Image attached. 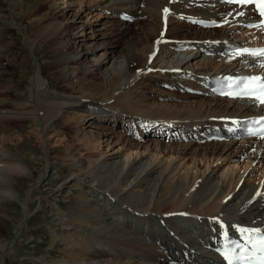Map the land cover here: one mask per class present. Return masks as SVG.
<instances>
[{
    "label": "bare ground",
    "instance_id": "6f19581e",
    "mask_svg": "<svg viewBox=\"0 0 264 264\" xmlns=\"http://www.w3.org/2000/svg\"><path fill=\"white\" fill-rule=\"evenodd\" d=\"M46 8V1L38 4L28 18ZM51 8L57 12V20L49 24L58 72L70 75L75 94L58 92L38 63L24 101L0 109L2 116L20 113L36 118L42 108V130L64 118L77 132L67 138L75 143L65 144V155L59 158L69 162L68 171L58 172L61 166L50 163L49 146L43 147L42 167L24 203L20 235L32 215L30 203L38 184L56 193L74 189L70 208L54 204L58 212L51 237L53 244H61L58 258L46 254L34 263L226 264L222 249L227 234L247 240L241 229L264 231V182L247 181L250 173L244 177V172L222 178L217 166L231 157L250 163L264 160V137L242 135L239 129L249 114L264 112V104L218 93L209 77L223 71L264 73V57L237 54L234 49L263 37L255 29L247 30L245 39L233 32L250 20L252 6L228 2L215 6L203 0H70ZM93 8L110 11L112 20L121 24L136 17L138 28L121 43L107 34L103 23L97 28L88 23L91 18L85 17ZM165 8L169 13L163 19ZM14 11L15 6L9 14ZM200 20L224 23L212 28ZM78 21L86 25L74 27ZM29 36L27 49L34 53ZM196 41L203 44L194 48ZM181 70L184 77L197 76L186 87L189 103L163 102L149 94L147 86L155 85V79L178 89ZM90 79L94 87L86 85ZM144 131L159 137L144 138ZM104 145L111 150L117 146L118 151L106 155ZM77 148L88 154L79 155ZM3 151L0 208L4 197L18 195L14 172L32 174L29 167L9 163ZM169 154L181 161L164 163ZM198 160L208 161L209 168L201 172ZM39 199V206H44L43 197ZM19 237L0 243L2 264Z\"/></svg>",
    "mask_w": 264,
    "mask_h": 264
},
{
    "label": "rangeland",
    "instance_id": "374dc122",
    "mask_svg": "<svg viewBox=\"0 0 264 264\" xmlns=\"http://www.w3.org/2000/svg\"><path fill=\"white\" fill-rule=\"evenodd\" d=\"M44 1L47 3V8L40 15H35L37 19H35V16H32L33 19H29L27 14L34 11V8ZM69 1L0 0V109L6 110L10 107L14 108L16 103L24 101L22 98L29 94L30 83L35 73V67L38 63L41 67L42 75L50 80V83L54 85L58 92L75 94V89L72 88V78L70 75L65 73L66 75L64 74L61 76L58 72V53L55 48L56 42L52 41V36L50 35L52 30L49 24V21L57 20L56 15L54 14H57V12H55L56 9L53 10L51 6L55 3L57 5L61 4L62 6H65ZM73 1L76 3L79 2V0ZM203 1L215 6H221L224 3L222 0ZM14 6L15 11L10 15L11 8ZM85 18H91V22L88 23H92L91 25L96 28L100 22L103 23L102 26L105 28L106 32L108 29L107 34H111L110 36H113L115 40L118 39L121 43H125L131 39L132 34L138 28L135 24V21L137 20L136 17H133L132 22L129 18L128 20H130V22L121 24L117 23L119 22L117 20H112L113 18L111 17L110 11L103 12L99 8H93L90 10ZM146 18H148V16ZM141 19H145V16H142ZM163 19H165L164 16ZM193 20L194 22L197 21V19ZM193 20L191 19V21ZM31 23L33 25H31ZM187 23L191 24V22ZM51 24L53 25V23ZM145 24L146 22L143 21L142 26ZM83 25H86L84 24V21H78L74 23L73 26L80 28ZM238 25L239 27H236L233 32L238 33L239 36L244 38L250 31H247L249 29H247L245 24L239 23ZM180 26V24L178 25L175 23L176 29H180ZM199 26L201 27V23ZM220 26H218V28ZM165 30L166 29L164 28V31ZM28 35H30L28 45L32 47L34 53H30L29 49H27L25 41ZM244 39H242L243 42L246 41ZM168 40L169 38L167 41ZM159 42L160 41L158 40L157 44H159ZM170 42L171 41H168L167 43ZM192 44V47L194 46V48H198V46L203 43L202 41H196ZM210 53L211 55L214 54L213 52H207L208 55H210ZM59 62H61L60 67H63V62L61 60ZM182 73L183 70L178 72L177 79L180 81L179 87L182 86L183 88L178 87L177 89V87L175 88L168 83L167 80L161 84L159 80L155 79L154 83L156 82V86H147V91L150 92L149 94L152 93L157 96L154 98L159 101L186 104L188 101L189 103L190 100L187 99L186 87L191 85V80L196 81L197 76L191 74L184 77ZM86 85L94 87L95 81L90 79V81L86 82ZM157 109L172 113L170 110ZM95 113L98 114V111ZM44 114L45 111L42 108L36 114V118H33L30 115L23 116L20 115V113H16L14 116L10 114V116H8V114L2 116L0 113V149L4 150V158H6L9 163L15 162L16 164L24 165V167H29V169L31 168L30 171L32 172V174L26 172H14V176L17 175V177L13 183L18 195L11 198L4 197L2 200L0 208V243H8L11 239L18 237V235L20 236L15 241L14 248L6 254V264H35L34 261L37 260L38 257H42L46 254L48 256L51 254L52 257L55 256L54 258L57 259L58 257L56 256L59 254L58 249L61 244L60 242L53 244L51 237V225H53L52 222L54 223L56 220L55 217H57V215H55V213L58 212V207H56V205L54 206V204H59L60 202V207L65 210L72 206V204H70L71 199L69 196H71L74 189L67 191V193L65 192V194L63 192L56 193L53 192L52 188L48 187V185H44V183L38 184V189L34 192L30 203L32 215L28 220L27 226H24L21 235L18 233L25 220L24 203L28 201V196L30 195L29 188L37 180L39 173L38 167H42V162H39V158L44 155L43 147L45 145L49 146L50 163L53 164V166H57L58 164L61 166L57 169L58 172H62L63 170L68 171L70 168L69 162H63L60 161V159L65 155L62 152L65 148V144L68 143V145H72L75 143L74 141L68 142L67 138L69 136H76L77 132L74 130V127L70 122L66 121L64 118L57 122V124L53 122L54 126L42 130L40 120ZM152 136L156 138L159 137L155 132L151 133L144 131L142 134V137L144 138ZM236 145L237 144H235L234 147ZM102 147V151H104L106 155H111V153L118 151L117 146L112 150L106 145ZM58 151H61L60 154ZM76 151L82 156H84L83 152L88 154L86 151L81 150V148H77ZM162 157L163 154L160 155V158ZM175 161L180 162L181 160L177 157H170V154L169 156H164V163ZM198 161L200 163L199 167L201 172L205 171L206 166L207 169L209 168L210 165H208V161ZM221 161L222 162L217 166V174L222 175V178L229 177L230 175H239L244 172V177L250 173L247 181L252 183L264 182V160L250 163L247 159H242L241 157L240 159L231 157L227 160ZM180 165L183 166L182 163ZM214 165H216V162ZM40 196L43 197L44 206H39L40 204L38 200H40ZM247 218L248 217L246 216V219ZM2 259V251L0 250V264L3 263Z\"/></svg>",
    "mask_w": 264,
    "mask_h": 264
},
{
    "label": "snow or ice",
    "instance_id": "6c2138e0",
    "mask_svg": "<svg viewBox=\"0 0 264 264\" xmlns=\"http://www.w3.org/2000/svg\"><path fill=\"white\" fill-rule=\"evenodd\" d=\"M228 3L238 4H256L259 8L260 15L264 17V0H226ZM165 15L169 13V9L165 8ZM243 15V13H239ZM256 27L264 28V20L261 21ZM249 54L256 57H264V49H240L237 50V54ZM230 82L236 83L237 79L243 83V87L238 92H228V95L235 96H251L257 100L260 104H264V77L251 76L246 78H227ZM224 94V93H222ZM256 123L264 124V117H260ZM260 134L264 135V127L260 129ZM247 236L246 243L241 244L237 241H232V247L226 245L224 252L225 259L228 264H264V234H260L258 238L257 233H260V229H241ZM250 245V247H249ZM239 249V252H237Z\"/></svg>",
    "mask_w": 264,
    "mask_h": 264
}]
</instances>
